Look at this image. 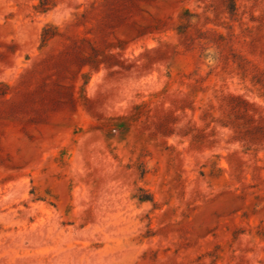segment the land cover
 I'll use <instances>...</instances> for the list:
<instances>
[{"label": "rangeland", "instance_id": "obj_1", "mask_svg": "<svg viewBox=\"0 0 264 264\" xmlns=\"http://www.w3.org/2000/svg\"><path fill=\"white\" fill-rule=\"evenodd\" d=\"M0 264H264V0H0Z\"/></svg>", "mask_w": 264, "mask_h": 264}]
</instances>
